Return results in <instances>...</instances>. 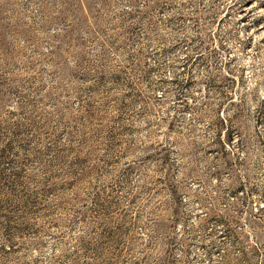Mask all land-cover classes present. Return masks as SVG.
Returning a JSON list of instances; mask_svg holds the SVG:
<instances>
[{"label": "rangeland", "instance_id": "rangeland-1", "mask_svg": "<svg viewBox=\"0 0 264 264\" xmlns=\"http://www.w3.org/2000/svg\"><path fill=\"white\" fill-rule=\"evenodd\" d=\"M264 264V0H0V264Z\"/></svg>", "mask_w": 264, "mask_h": 264}, {"label": "trees", "instance_id": "trees-1", "mask_svg": "<svg viewBox=\"0 0 264 264\" xmlns=\"http://www.w3.org/2000/svg\"><path fill=\"white\" fill-rule=\"evenodd\" d=\"M217 264H238V258L227 252Z\"/></svg>", "mask_w": 264, "mask_h": 264}]
</instances>
